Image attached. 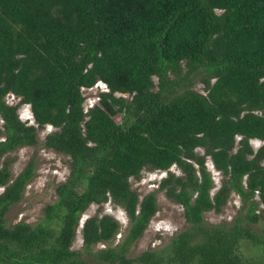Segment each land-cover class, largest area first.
I'll return each instance as SVG.
<instances>
[{"label": "trees", "instance_id": "obj_1", "mask_svg": "<svg viewBox=\"0 0 264 264\" xmlns=\"http://www.w3.org/2000/svg\"><path fill=\"white\" fill-rule=\"evenodd\" d=\"M97 81L106 90L84 110L81 88ZM0 121V264H264V0H0ZM44 125L53 130L42 145L68 156L67 175L40 219L8 225L35 173L30 158L11 178L8 154L36 145ZM207 157L221 175L213 192ZM172 165L179 173L157 189L180 205L184 226L130 255L157 204L129 178ZM231 193V221L206 223ZM107 201L128 221L120 241L109 243L117 220L96 210L73 249L80 215ZM243 242L260 258L249 261Z\"/></svg>", "mask_w": 264, "mask_h": 264}, {"label": "rangeland", "instance_id": "obj_2", "mask_svg": "<svg viewBox=\"0 0 264 264\" xmlns=\"http://www.w3.org/2000/svg\"><path fill=\"white\" fill-rule=\"evenodd\" d=\"M153 80L154 82L156 81L155 77H153ZM191 83V87L194 90L202 93L203 83L198 77L194 78ZM105 90V85L100 81H97L91 87L81 88V94L84 98L83 108L87 109L89 106L96 104L98 101V93ZM115 95L127 97L126 94L115 93ZM4 101L8 104L17 106V113L21 120L35 125L29 105L21 104L18 96L8 93L4 97ZM115 119L118 121V116H116ZM52 130V126L44 125L36 131L38 139L36 145L22 146L8 154V156L12 158L10 164L11 178L14 177L30 158L33 159L35 164L34 176L25 186L20 201L12 205L5 215V221L8 225L18 221L32 224L40 219L44 205L54 200V186L61 182L67 175L68 156L42 145L45 134ZM249 142L253 149L262 143V141L258 139H250ZM198 151L201 152L200 149H198ZM205 164L213 180V187L211 189V192H213L220 183L221 175L213 168L208 157L206 158ZM167 171L175 174L179 173L177 166L172 165L168 170L143 169L137 177L129 178V186L138 195V198H141L145 193L152 191L155 194L157 204V211L150 218L142 235L131 246L130 255H135L147 249H156L166 244L172 235L184 226L180 205L166 198L163 192L157 189L158 182L166 175ZM2 188L3 187H0V191ZM239 205L240 200L238 196L231 193L225 205L218 213L213 211L204 213V221L206 223H218L221 221L230 222ZM96 210H99L101 213L110 214L119 223L116 235L109 242L111 245L120 241L123 234L127 231L128 221L122 208L112 204L110 201H107L100 206L90 204L80 215L72 243L73 249H79L81 246L80 227L83 220L94 214ZM104 246L105 243H98L94 248H101ZM241 251L249 261H255L260 258L258 247L252 246L250 243L243 242L241 245Z\"/></svg>", "mask_w": 264, "mask_h": 264}, {"label": "built area", "instance_id": "obj_3", "mask_svg": "<svg viewBox=\"0 0 264 264\" xmlns=\"http://www.w3.org/2000/svg\"><path fill=\"white\" fill-rule=\"evenodd\" d=\"M90 107V106H89ZM84 110H86V109H84Z\"/></svg>", "mask_w": 264, "mask_h": 264}]
</instances>
